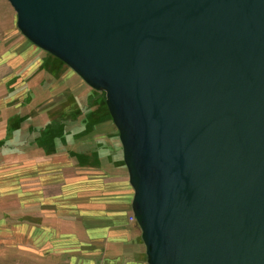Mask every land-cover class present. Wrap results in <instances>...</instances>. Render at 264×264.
Wrapping results in <instances>:
<instances>
[{
  "label": "water",
  "instance_id": "1",
  "mask_svg": "<svg viewBox=\"0 0 264 264\" xmlns=\"http://www.w3.org/2000/svg\"><path fill=\"white\" fill-rule=\"evenodd\" d=\"M106 93L148 264H264V0H8Z\"/></svg>",
  "mask_w": 264,
  "mask_h": 264
},
{
  "label": "crops",
  "instance_id": "2",
  "mask_svg": "<svg viewBox=\"0 0 264 264\" xmlns=\"http://www.w3.org/2000/svg\"><path fill=\"white\" fill-rule=\"evenodd\" d=\"M20 40L17 47H0V223L10 237L17 234L19 246H33L41 255L72 247L129 253L127 248L133 245L145 255L142 231L130 220L134 189L122 157L97 146L67 151L52 142L44 144L49 135L44 137L26 120L6 114L27 102L32 106L40 86L43 51L26 38ZM43 109L44 105L38 110ZM53 118L50 114L47 125L58 117ZM108 136L96 135L82 143L108 141ZM110 143L121 146L117 135ZM80 158L88 163L80 165Z\"/></svg>",
  "mask_w": 264,
  "mask_h": 264
},
{
  "label": "rangeland",
  "instance_id": "3",
  "mask_svg": "<svg viewBox=\"0 0 264 264\" xmlns=\"http://www.w3.org/2000/svg\"><path fill=\"white\" fill-rule=\"evenodd\" d=\"M17 21V13L9 1L0 0L1 49L14 48V46L17 47L21 43L20 38L25 40L26 37L19 30ZM40 57L43 61V68L37 79V83H39L40 86L38 87V91L35 89L37 91L36 102L32 103V106L27 102L26 105H22V107H18L17 109L11 107L8 112L6 111V114H10L12 119L16 115L21 117V120H26L28 126L32 124V127H36L35 130L39 131L40 135L45 133L44 137L49 135L50 139H46L44 144L52 142V144L54 143L58 146H62L63 149L67 151L84 147L95 148L97 146V148L104 151L106 150V152H108V150L111 151L116 158H119V156L120 158L123 157V161L124 153L122 143H120V133L113 120L110 121L112 116L106 111V108L109 111L106 93L92 89L73 69L56 57L50 56V53L43 51ZM72 96L75 98V105L70 106L69 109H63L65 107L64 105ZM96 99H99L101 102L96 103V101H94L92 104L90 103L92 100ZM87 103L90 104L87 105ZM42 105H44V109L40 113L38 109ZM71 109V112H75L76 116H72V113H68ZM78 109L82 111L79 110L80 112H77ZM35 112H37V121H33L34 115L32 114L36 115ZM97 112L99 113V117L97 116ZM80 113L82 114L80 115ZM50 114H52L54 118H58H53V122L47 125V119L50 118ZM84 114H86L87 117L85 120ZM26 115H28V119L25 117ZM82 118L84 122H82ZM39 121L41 123H39ZM14 123L15 121L12 120L11 125L13 126ZM82 123L84 128L79 129L78 126ZM83 131L91 133L92 137L100 134L109 135V140L103 142L93 141L83 144V141H90V138L87 136H80L77 142H74L72 137H75V135L73 134ZM33 132L34 137H36L32 138L33 144H35L37 136L34 129ZM114 132L118 137L119 145H121L120 148L110 143L112 140H116ZM92 137L91 140H93ZM25 139H29L27 135ZM63 140L66 144H62ZM110 145L115 146V149L111 150ZM75 155H77V153H75ZM103 157L105 161L108 158L106 154H104ZM80 159V165L88 163L87 161L84 162L82 160L83 158ZM104 160L102 159V161ZM136 225H138L137 222ZM9 234L6 226L0 223V264H148L147 255H144V253L140 254L138 247L134 245L127 248V252L129 253H124L122 249L118 248L72 247L70 249H57L59 252L56 255L52 253L41 255L40 249L33 246H19L22 242L17 240V234L11 235V237ZM140 244L141 248L145 250L146 247L142 239H140Z\"/></svg>",
  "mask_w": 264,
  "mask_h": 264
},
{
  "label": "trees",
  "instance_id": "4",
  "mask_svg": "<svg viewBox=\"0 0 264 264\" xmlns=\"http://www.w3.org/2000/svg\"><path fill=\"white\" fill-rule=\"evenodd\" d=\"M50 56H51V54H50ZM53 56V55H52ZM89 86V85H88ZM93 89V88H92ZM95 90V89H94ZM97 91V90H96ZM73 97V96H72ZM70 98L69 100H68V102L64 105L65 107L63 108V109H69V107L70 106H72V105H75L74 104V97L73 98ZM94 101H96V103H99V102H101V101H99V99H96V100H92L90 103L92 104ZM90 103H87V105L88 104H90ZM86 105V104H85ZM75 109H76V107H75ZM80 109H78L77 110V112H80V111H82V110H80ZM62 111V110H61ZM72 111V109L68 112L69 114L70 113H72V116L74 115V116H76L75 115V112H71ZM97 111V110H96ZM106 111L110 114V112L108 111V109L106 108ZM82 113H80V115H81ZM94 114H95V112H94ZM85 116H84V120L87 118L86 117V114H84ZM111 115V114H110ZM97 116L99 117V113L97 112ZM68 118H69V116H68ZM84 120H83V118H82V122H84ZM101 120V119H100ZM111 120H113L112 118L110 119V121ZM62 126V125H61ZM78 128L80 129H82V128H84L83 127V123L80 125V126H78ZM73 135H75V137H72L73 138V140H74V142L76 141L77 142V140H78V137H80V136H82V137H84V136H87L88 138H91L92 137V134L91 133H86L85 131H83V132H81V133H75V134H73ZM64 136H68V135H64ZM62 144H66V143H64V140H63V142H62ZM73 145V144H72ZM123 158V157H122ZM123 162H124V165L126 166V164H125V161H124V159H123ZM127 167V166H126ZM138 224V223H137ZM138 227H139V225H137ZM140 228V227H139Z\"/></svg>",
  "mask_w": 264,
  "mask_h": 264
},
{
  "label": "built area",
  "instance_id": "5",
  "mask_svg": "<svg viewBox=\"0 0 264 264\" xmlns=\"http://www.w3.org/2000/svg\"><path fill=\"white\" fill-rule=\"evenodd\" d=\"M130 220H131L132 222H136V218H135V216H132Z\"/></svg>",
  "mask_w": 264,
  "mask_h": 264
}]
</instances>
